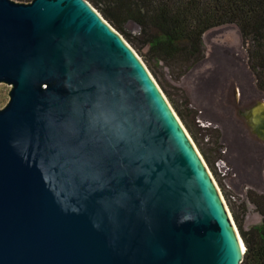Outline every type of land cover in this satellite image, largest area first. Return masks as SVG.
Instances as JSON below:
<instances>
[{
    "label": "water",
    "instance_id": "95a60500",
    "mask_svg": "<svg viewBox=\"0 0 264 264\" xmlns=\"http://www.w3.org/2000/svg\"><path fill=\"white\" fill-rule=\"evenodd\" d=\"M0 83V264L241 263L203 157L87 0H0ZM239 113L264 141V99Z\"/></svg>",
    "mask_w": 264,
    "mask_h": 264
},
{
    "label": "rangeland",
    "instance_id": "374dc122",
    "mask_svg": "<svg viewBox=\"0 0 264 264\" xmlns=\"http://www.w3.org/2000/svg\"><path fill=\"white\" fill-rule=\"evenodd\" d=\"M125 30L132 36H137L139 27L133 22H128ZM202 39L204 55L187 69L175 63L149 60V56L143 55L146 48L140 52L135 51L158 85L160 86L161 82L169 92L185 121L196 134L199 144L211 156L213 167L236 208L241 202L246 205L243 226L247 228L257 223L258 217L245 194L249 189L264 193V141L255 134L254 136L248 133L247 124L239 110L249 102L264 99V94L255 85L254 76L247 65L245 47L234 24L211 28L203 34ZM9 88L8 84L0 83V108L8 100ZM160 88L162 89L161 86ZM233 89L236 93V103L233 102ZM163 93L165 94L164 91ZM228 129L239 134L237 148L227 140ZM195 146L197 147L196 144ZM217 158H223L230 167L225 176L214 166ZM207 166L213 175L208 164ZM238 211L241 213L240 209Z\"/></svg>",
    "mask_w": 264,
    "mask_h": 264
},
{
    "label": "trees",
    "instance_id": "16d2710c",
    "mask_svg": "<svg viewBox=\"0 0 264 264\" xmlns=\"http://www.w3.org/2000/svg\"><path fill=\"white\" fill-rule=\"evenodd\" d=\"M87 1L124 36L137 52L146 48L143 55L149 56V60L175 63L185 69L203 57L202 37L207 30L225 24H234L239 30L242 45L245 47L247 65L254 76L255 85L264 94V0ZM128 22L138 25L137 36L126 32L125 26ZM140 54L142 56V53ZM159 84L197 145L203 159L211 168L226 200L245 246L240 264H264V193L247 190L245 197L259 214L260 220L244 228L243 215L247 212L246 205L241 202L236 208L213 167L211 156L199 144L196 134L185 121L169 92L161 82ZM262 168L264 174V160Z\"/></svg>",
    "mask_w": 264,
    "mask_h": 264
},
{
    "label": "flooded vegetation",
    "instance_id": "af4514ba",
    "mask_svg": "<svg viewBox=\"0 0 264 264\" xmlns=\"http://www.w3.org/2000/svg\"><path fill=\"white\" fill-rule=\"evenodd\" d=\"M232 95H233V97H234L233 102L236 103V102H237V99H236L235 89L232 90ZM251 104H252V102H249V103H247L244 107H247V106H249V105H251ZM240 110H241V109H240ZM240 110H239V111H240ZM243 120H244V119H243ZM244 121H245V120H244ZM244 124H245V123H244ZM235 129H236V127H235ZM246 130L248 131V133L254 135V134L250 131V129L248 128L247 125H246ZM228 131H229V134H228V136H227V140L230 141L231 144H234L235 148H237L236 146H237V144H238V136H239V134H238L237 132H233L231 129H230V130L228 129ZM254 136H255V135H254Z\"/></svg>",
    "mask_w": 264,
    "mask_h": 264
},
{
    "label": "built area",
    "instance_id": "2783aa9c",
    "mask_svg": "<svg viewBox=\"0 0 264 264\" xmlns=\"http://www.w3.org/2000/svg\"><path fill=\"white\" fill-rule=\"evenodd\" d=\"M214 166L221 173V175L225 176L228 174L230 167L227 165L223 158H217L214 162Z\"/></svg>",
    "mask_w": 264,
    "mask_h": 264
},
{
    "label": "crops",
    "instance_id": "0c3cea01",
    "mask_svg": "<svg viewBox=\"0 0 264 264\" xmlns=\"http://www.w3.org/2000/svg\"><path fill=\"white\" fill-rule=\"evenodd\" d=\"M251 206L253 207V205H251ZM256 214H257V217H258L257 220L259 221L260 220V216H259V214L257 212H256Z\"/></svg>",
    "mask_w": 264,
    "mask_h": 264
},
{
    "label": "bare ground",
    "instance_id": "6f19581e",
    "mask_svg": "<svg viewBox=\"0 0 264 264\" xmlns=\"http://www.w3.org/2000/svg\"><path fill=\"white\" fill-rule=\"evenodd\" d=\"M239 241H240L241 245H243V241L240 238H239Z\"/></svg>",
    "mask_w": 264,
    "mask_h": 264
},
{
    "label": "snow or ice",
    "instance_id": "6c2138e0",
    "mask_svg": "<svg viewBox=\"0 0 264 264\" xmlns=\"http://www.w3.org/2000/svg\"><path fill=\"white\" fill-rule=\"evenodd\" d=\"M241 247H242V245H241Z\"/></svg>",
    "mask_w": 264,
    "mask_h": 264
}]
</instances>
